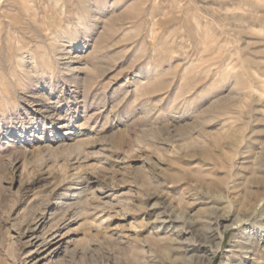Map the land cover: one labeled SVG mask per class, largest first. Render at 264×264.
<instances>
[{"label":"rangeland","instance_id":"obj_1","mask_svg":"<svg viewBox=\"0 0 264 264\" xmlns=\"http://www.w3.org/2000/svg\"><path fill=\"white\" fill-rule=\"evenodd\" d=\"M259 61L264 0H0V264H264Z\"/></svg>","mask_w":264,"mask_h":264},{"label":"bare ground","instance_id":"obj_2","mask_svg":"<svg viewBox=\"0 0 264 264\" xmlns=\"http://www.w3.org/2000/svg\"><path fill=\"white\" fill-rule=\"evenodd\" d=\"M257 64H258L259 68H261V70L263 71V74H264V63L259 61ZM252 76H253V79L255 81H257L259 84L260 83H264L261 80V74H260V72L258 70L254 71L253 74H252ZM253 86H255V85H251V88H254L255 89L253 92H246V93H244L242 95L243 96H246V97L247 96L250 97L252 104H254V105L262 104L264 106V84L263 85H258V86H256V88L253 87ZM242 95L240 94L238 96H242ZM254 109H255V107H254ZM259 113H260V115H262L264 112H259ZM255 120H260V118L258 117ZM237 134H239V133H237ZM221 137H222L221 140L224 141L223 144H225V143L226 144H230V145L232 144V141H233L232 140V132H230V129L229 128L226 129L225 133L222 134ZM236 139H237V137H236ZM83 143H84L83 140H81V141H75V142L71 143L69 145V149H70L69 151H71V153L73 151H76V150L79 151L82 148ZM261 144H262V146H264V141H262ZM87 189H89L88 186H85V187L81 188L78 192L77 191H74L73 192V196L74 197L71 198V200H65V201H63L62 204H61V206H59L56 210H54L53 215H52L53 216L52 219L44 225L43 229L40 232H36V231L33 232L34 235L29 240V243L30 244H33L34 246H37V248L38 247L42 248V247H46V246H50V245L52 247V246H56L57 244H59L61 242V240H63L62 238L59 237L60 225H61L60 223H62L63 220L72 218L74 216L81 217V216H83V215L85 216L86 214L89 213V209H90V206H91L90 204H92V203H90V201H89L90 198H88L87 195H82L83 193H85V192H87V191L90 190V189L89 190H87ZM185 217H186L185 214L183 212H180L175 217V219L176 220H180V219L183 220V218H184V220H185ZM159 218H161V220L163 219V221H161V224L159 226L160 227L163 226L165 228L166 227V222H167L166 215L164 217H162L161 215H159V216L156 217V219H159ZM155 222H157V220H155L153 223H151L153 225L152 226L153 228L158 227L157 223H155ZM243 222L244 221L239 220V218H238V221H237L236 224L238 226H240V225H242ZM218 224L219 225H222V222L219 221ZM135 228H136V235H140V232L141 231H138L139 229H141L140 226H135ZM155 232L156 231H153L152 230L150 233L155 236L156 235ZM218 236H219V234H218ZM222 237H223V235H221V238ZM56 247H57L56 249H58L59 246H56ZM217 251H219V250H216L213 253V258L217 254ZM135 263L142 264V262L139 261V260L135 261Z\"/></svg>","mask_w":264,"mask_h":264}]
</instances>
